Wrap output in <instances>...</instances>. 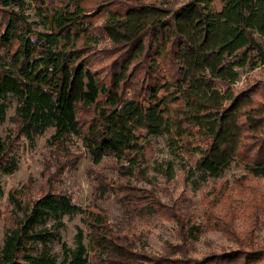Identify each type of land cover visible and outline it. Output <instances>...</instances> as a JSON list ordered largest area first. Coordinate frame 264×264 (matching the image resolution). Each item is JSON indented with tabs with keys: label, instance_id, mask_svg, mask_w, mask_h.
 Instances as JSON below:
<instances>
[{
	"label": "trees",
	"instance_id": "16d2710c",
	"mask_svg": "<svg viewBox=\"0 0 264 264\" xmlns=\"http://www.w3.org/2000/svg\"><path fill=\"white\" fill-rule=\"evenodd\" d=\"M218 1L219 10L212 0L176 8L132 0H0V124L12 107L17 136L29 144L51 132L49 146L75 166L66 151L74 138L92 164L109 157L123 178L138 167L145 136L196 151L192 170L200 180L220 177L233 162L264 177V104L254 101L255 88L232 90L240 70L264 65V0ZM103 40L110 50L96 52ZM13 149L0 138V201L1 177L17 171ZM104 185L121 194L119 203L135 207L127 187ZM13 197L0 264H264L259 248L143 260L101 214L67 194L45 191L25 203ZM74 215L87 232L78 229L70 248L59 230L63 217Z\"/></svg>",
	"mask_w": 264,
	"mask_h": 264
},
{
	"label": "rangeland",
	"instance_id": "374dc122",
	"mask_svg": "<svg viewBox=\"0 0 264 264\" xmlns=\"http://www.w3.org/2000/svg\"><path fill=\"white\" fill-rule=\"evenodd\" d=\"M132 1L176 8L187 0ZM212 6L219 10V1L212 0ZM26 14L35 20L30 8H26ZM100 22L97 17L95 25ZM105 49L110 50L106 40L95 47L96 52ZM238 73L232 90L255 88L254 101L264 104V65ZM50 135L47 132L32 144L17 136L12 107L0 124V138L10 142L18 160L17 171L1 177L0 243L4 228L12 220L9 195L25 203L51 191L67 194L77 206L101 214L112 231L126 239L128 247L143 260L160 256L201 259L236 248L264 249V177H251L241 164L233 162L220 177L203 181L192 170L198 158L196 151L185 152L179 146L168 148L164 138L145 136L148 144L138 167L133 168L131 176L123 178L109 157L92 164L74 138L66 143V151L67 159L76 158V164L66 162L63 152L47 143ZM104 184L127 187L135 207L128 209L119 203L117 197L121 194ZM98 189L105 194L100 196ZM193 228L199 231L195 233ZM78 229L87 232L81 215L63 217L59 233L70 248ZM52 251L60 256L58 245L54 244Z\"/></svg>",
	"mask_w": 264,
	"mask_h": 264
}]
</instances>
